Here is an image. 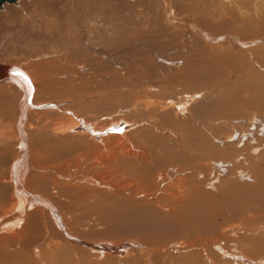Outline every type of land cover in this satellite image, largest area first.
Here are the masks:
<instances>
[{
  "label": "rangeland",
  "instance_id": "obj_1",
  "mask_svg": "<svg viewBox=\"0 0 264 264\" xmlns=\"http://www.w3.org/2000/svg\"><path fill=\"white\" fill-rule=\"evenodd\" d=\"M181 2L170 19L165 5L127 16L135 46L112 44L99 69L67 56L62 39L38 41L50 30L45 8L28 19L23 4L17 21H0V62L31 74L34 102L59 105L32 109L22 125L23 91L0 83V223L20 216L13 194L28 206L11 184L24 150L29 194L60 207L0 227V264H211V250L223 257L214 264H264V0ZM188 93L201 94L191 116L169 103ZM66 109L138 122L119 143L143 157L103 167L111 153L101 138L127 125L92 136L95 145L57 133L74 118Z\"/></svg>",
  "mask_w": 264,
  "mask_h": 264
},
{
  "label": "bare ground",
  "instance_id": "obj_2",
  "mask_svg": "<svg viewBox=\"0 0 264 264\" xmlns=\"http://www.w3.org/2000/svg\"><path fill=\"white\" fill-rule=\"evenodd\" d=\"M89 1L90 0H17V2H11L7 0L3 3V6L0 8V21H8L10 19H11V23L14 20L17 21L16 18H19L18 11L15 10L14 8L16 7L19 8L23 4L27 5V8L24 10L23 14L27 16L28 19L29 18L34 19L36 18V16H39L37 15L38 11L40 12L42 10H40L41 8L40 9H37V8L39 7L45 8L48 11L46 13V16H47L46 18L48 19L49 22L46 21L48 22L46 23L43 21L45 24V27L44 26L43 27L45 30L46 26L49 25L50 30L47 28L49 30L48 31L49 33L40 32L39 34H37L38 36L37 39H39L38 41H40L41 43L42 42L46 43L45 41L51 38V39L56 40L55 42L58 43L57 40L62 39V42L65 45L64 47L65 52H66L65 54L67 56H69L71 59L72 58L80 59L81 63L92 64L91 67L93 69H99L101 65L105 64L103 62V59L105 58L108 59L109 57H111L108 55V52H109V47L112 44L113 46L118 47V49H120L122 53L125 52L127 48L129 47L131 48L135 46L134 44H136L137 40L136 41L134 40L133 42L132 40L129 39L127 35V32L129 31V29H131V28L128 29V27H131L130 23L132 22L131 21H129L130 23L129 22L126 23V22H127V16H129L128 18H132V15L134 14L137 8L141 7L149 11V10H152L155 7V5H158L159 7H161L160 5H165L167 9L165 8L166 11H165L164 16L167 15L168 16L167 18L169 19L172 17V11H173L172 9L173 0H95L96 5L92 7L90 5L92 2H90L89 4ZM181 1L183 0H177V2H181ZM45 9H43L44 12H45ZM154 11H156L155 12L156 14L160 13L156 9ZM38 20L40 21L41 19H38ZM39 23H42V21ZM16 24L20 25L22 23L18 21L16 22ZM190 24L194 26L199 32L205 33L203 32V30L200 29V27L194 20L191 19ZM24 32H25V29H24ZM33 35H36V34H33ZM61 46L63 45L61 44ZM99 62H103V64H99ZM0 64L2 66V70L0 73V83H2L3 85L5 84L7 87H11V89L13 90L15 89L14 91L16 90L23 91L25 95V101L22 105V111H23V115L21 117L22 125L26 121L28 114H30L33 111L32 109H35V110L51 109L52 111L57 112L59 108L58 104L36 103L33 101L35 100L33 97H35L34 95L36 93V90L34 88V83L32 82L33 80L32 76L30 73L26 72L27 70L24 71L25 69H21L20 67L16 66V64L9 65L4 62H0ZM200 96H201L200 93H195V94L188 93L185 98L180 97L177 100L169 101V103L171 104L172 108L174 109L176 108V111L178 113H184L185 111H188L186 114L190 115L193 111V108L195 107V106H192L190 109L189 108L190 105H195L198 102L197 100L199 99ZM63 111H65L66 113L68 111L72 115L71 118L72 117L77 118V121L74 118H72L71 121L67 122L66 124H63V126H61L60 128L58 129L56 128L57 133L65 134L67 132H70L71 134H73L74 137H78L80 139L87 138V139H90V141L92 140L95 145H97L96 138L92 136H96V134L103 135L105 134V132H109L110 130L115 129L117 127L119 128L123 124L127 125L126 129L123 131L121 135L117 134V132L116 133L110 132L106 137L104 136L103 138H101V142L103 143V145H105L106 150H109L111 153V156L107 158H104L103 156L98 158L97 162H100L103 167L105 168L111 167V164L116 163L120 158L132 160V158L138 157L140 159V157H143V155L140 156L141 153L134 152L132 149L128 148L127 146L119 143L121 140L126 139L129 135H132L136 130L142 127V125H140L138 122H132L130 120H125V119L118 117L112 120L111 122L106 121V122L97 123L95 119L91 118V116L87 118L81 117V116L77 117L75 116L76 114L74 112H71V110L66 109ZM26 136L27 135H25V137ZM115 143H119V144L115 145ZM27 153L28 151L26 152V150H24L23 155L19 158V160L20 159L21 160L18 162L17 165H15V168L13 169V172L11 175L12 176L11 184L13 185V187L18 186L20 190L19 193L23 194L24 196L28 198V201H27L28 206L25 208H22L20 206V201L18 200V198L16 199L15 195L13 194V196L11 197V209L16 210L17 208H20V216L15 218L13 222L9 221V222H5L2 224L0 223L1 224L0 227L4 231H10V230L17 228V226L21 223V219L25 215L27 216L28 212L31 211V209L33 211V207L34 208L42 207L40 209L44 210L48 215L52 212L51 208L48 205H53L55 207V209H53L55 210V212H57L58 209L60 208L57 205V203L54 202L50 197H45L39 194H29L28 190L30 188L29 189L27 188H28V183H30V181L32 180L31 174L34 171V168H33L34 165L29 155L27 157H24L25 154ZM92 159L93 158H91V160ZM15 193H18V192L15 191ZM22 199L24 200V198ZM45 207L47 208V210L49 211L51 210V212L48 213ZM60 227H62L61 224H60ZM70 230H69L70 235L76 238L77 234L72 233V231ZM115 246L116 245H112V246L110 245L109 247L112 248ZM104 247H105L104 249L109 250L108 246H107L108 248H106V246ZM92 249H96V248L92 247ZM211 251L212 252L210 256L207 254V259L208 261H210L211 264H214L212 260L213 261L222 260L223 257L220 254L215 253L213 250ZM245 258L246 257H244V259Z\"/></svg>",
  "mask_w": 264,
  "mask_h": 264
},
{
  "label": "water",
  "instance_id": "obj_3",
  "mask_svg": "<svg viewBox=\"0 0 264 264\" xmlns=\"http://www.w3.org/2000/svg\"><path fill=\"white\" fill-rule=\"evenodd\" d=\"M7 1V0H0V8L3 6V3ZM8 1H11V2H17V0H8ZM1 70H2V66L0 64V73H1Z\"/></svg>",
  "mask_w": 264,
  "mask_h": 264
}]
</instances>
